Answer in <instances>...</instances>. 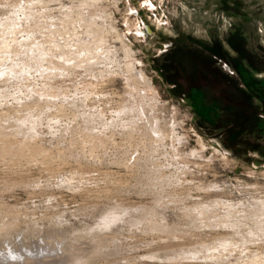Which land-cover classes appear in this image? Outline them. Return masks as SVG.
<instances>
[{
  "label": "rangeland",
  "instance_id": "374dc122",
  "mask_svg": "<svg viewBox=\"0 0 264 264\" xmlns=\"http://www.w3.org/2000/svg\"><path fill=\"white\" fill-rule=\"evenodd\" d=\"M0 264H264V0H0Z\"/></svg>",
  "mask_w": 264,
  "mask_h": 264
},
{
  "label": "bare ground",
  "instance_id": "6f19581e",
  "mask_svg": "<svg viewBox=\"0 0 264 264\" xmlns=\"http://www.w3.org/2000/svg\"><path fill=\"white\" fill-rule=\"evenodd\" d=\"M89 1V0H88ZM92 1H97V0H92ZM89 23H90V25H91V27H93V28H91L92 30H93V32L94 31H96V32H98L99 34H98V36H96V39H94V41H93V43L94 44H97V43H101V42H103L104 40H105V35H104V33H106L107 31H109V29H107V28H105V26H104V24H103V22H101V23H99V30L97 29V28H94V21H89ZM103 26V27H102ZM102 35H101V34ZM70 39H72L73 38V35H72V37L70 36L69 37ZM92 39V38H91ZM67 41H70V42H72L71 40H68L67 39ZM82 41H84V43H89V42H91V40L90 41H87V40H82ZM84 46H88V45H84ZM127 51H129V50H127ZM86 52H83L82 54H80V53H77L75 56H74V60H75V58L76 57H82V61L81 62H83L84 64L88 61V58L90 57V54L89 53H87V54H85ZM67 59V58H66ZM70 60V59H69ZM126 66H127V68L131 71V75H132V78L133 79H136V80H138L139 81V78H143L144 80H146V77H145V73L141 70V69H138V67H137V64H136V62L134 61V59H132L131 58V61H128V62H126ZM147 81V80H146ZM148 82V81H147ZM149 83V82H148Z\"/></svg>",
  "mask_w": 264,
  "mask_h": 264
},
{
  "label": "trees",
  "instance_id": "16d2710c",
  "mask_svg": "<svg viewBox=\"0 0 264 264\" xmlns=\"http://www.w3.org/2000/svg\"><path fill=\"white\" fill-rule=\"evenodd\" d=\"M187 67H191V69H189V70H187L186 71V76H190L192 79H193V77L196 79V78H202L203 80H205L206 81V84H207V81H209V80H213V81H218L219 83L221 82L220 80H221V78L222 77H224L225 76V79L227 78V75H222V74H219V76L221 77V78H219L218 77V79H216L215 77H213V76H211L210 74H208V72H203L202 70H201V68L199 67V64H198V62H196V60L194 59V58H191L190 59V63H189V65L187 66ZM215 79V80H214ZM223 79V78H222ZM230 82V81H229ZM229 82H227V84L229 83ZM201 83V82H200ZM230 83H232V82H230ZM197 85H199V83H197ZM222 90L223 91H227L226 90V87H223L222 88ZM227 98L232 102L233 100H235V97H233V96H231V94H230V96H227Z\"/></svg>",
  "mask_w": 264,
  "mask_h": 264
}]
</instances>
